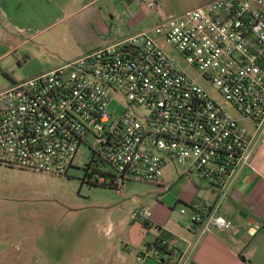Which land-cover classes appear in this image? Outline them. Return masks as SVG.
<instances>
[{
	"label": "built area",
	"instance_id": "built-area-1",
	"mask_svg": "<svg viewBox=\"0 0 264 264\" xmlns=\"http://www.w3.org/2000/svg\"><path fill=\"white\" fill-rule=\"evenodd\" d=\"M262 136L264 0H214L0 93V167L64 177L85 148L105 165L92 177L121 194L129 181L167 192L165 168L180 166L217 195L181 210L202 235L234 228L220 211ZM177 243L134 264H183Z\"/></svg>",
	"mask_w": 264,
	"mask_h": 264
},
{
	"label": "rangeland",
	"instance_id": "rangeland-1",
	"mask_svg": "<svg viewBox=\"0 0 264 264\" xmlns=\"http://www.w3.org/2000/svg\"><path fill=\"white\" fill-rule=\"evenodd\" d=\"M212 1H159L165 15L161 19L152 22L151 17L146 19L142 13L133 15L132 10L133 17L129 15L124 24L146 23L151 30L163 18L181 16ZM124 24L116 22L120 29H112L110 19L105 24L97 21L94 31L89 28L85 29L84 37L74 36L87 42L99 39L101 46L104 41L129 33L120 26ZM38 44L28 54L20 53L23 60L15 64L16 82L39 75H35L37 71L46 73L64 65L59 50ZM9 88L0 73V93ZM212 93L223 103L215 91ZM229 112L240 119L236 111ZM88 163L89 152L84 148L75 167L64 177L0 167V264H117V256L126 249L124 234L134 227V212L142 208L152 210L154 204L167 197L173 204L171 208L176 209L175 215H180L182 206L177 205L176 199L185 184L190 183V175L184 174L181 180L177 177L168 192L157 185L129 181L120 194L107 187L83 183ZM165 170L176 175L184 171L175 165Z\"/></svg>",
	"mask_w": 264,
	"mask_h": 264
},
{
	"label": "crops",
	"instance_id": "crops-1",
	"mask_svg": "<svg viewBox=\"0 0 264 264\" xmlns=\"http://www.w3.org/2000/svg\"><path fill=\"white\" fill-rule=\"evenodd\" d=\"M159 1L169 0H0V73L8 75L5 78L10 86L18 83L15 64L23 60L20 53L28 54L37 43L38 46L55 47L66 64L121 38L147 32L146 23L124 24V21L133 12L136 16L142 13L146 19L151 17L152 22L161 19L162 11H152L147 6L151 2L158 5ZM108 19L112 29L119 28L116 25L119 22L129 33L110 36L113 38L101 46L99 39L87 42L74 36L84 37L85 29L94 31L97 21L105 24ZM124 30L119 31L125 33ZM37 74L42 72L37 71ZM249 132L255 135L253 127ZM166 170L162 182L169 190L177 177L181 180L187 175L185 169L177 175ZM189 178L190 183L185 184L176 199L181 210L195 201L214 203L217 200L213 189ZM172 206L167 197L154 204L153 218L148 226L132 220L134 227L124 234L126 249L117 256V264H134L136 257L149 252L156 241L172 238L178 242L183 264H264V136L258 139L251 165L241 173L220 211L233 223V229H217L202 235L200 227L191 223L190 212L183 215L180 210V215H175L176 209ZM153 262V259H146L144 264Z\"/></svg>",
	"mask_w": 264,
	"mask_h": 264
},
{
	"label": "trees",
	"instance_id": "trees-1",
	"mask_svg": "<svg viewBox=\"0 0 264 264\" xmlns=\"http://www.w3.org/2000/svg\"><path fill=\"white\" fill-rule=\"evenodd\" d=\"M5 77H8V75H6L4 73ZM105 167V165L103 163H101L100 161H98V159L93 158L92 161H90L88 163V165L86 166L85 169V175H84V179H83V183H87L91 186L97 187V186H101V187H107L110 188L112 190H116L115 186H105V185H100L97 181V179H94L93 173L95 174V172H97L98 168H102ZM148 223H144V226H148ZM162 239H159L158 241H156V243L154 244V247L157 246L158 242L161 241ZM165 252V251H164Z\"/></svg>",
	"mask_w": 264,
	"mask_h": 264
}]
</instances>
